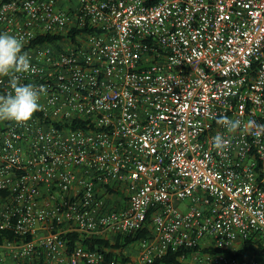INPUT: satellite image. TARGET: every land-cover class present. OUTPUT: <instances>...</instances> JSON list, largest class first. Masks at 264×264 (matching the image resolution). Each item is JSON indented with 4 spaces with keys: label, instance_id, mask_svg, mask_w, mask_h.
Listing matches in <instances>:
<instances>
[{
    "label": "built area",
    "instance_id": "2783aa9c",
    "mask_svg": "<svg viewBox=\"0 0 264 264\" xmlns=\"http://www.w3.org/2000/svg\"><path fill=\"white\" fill-rule=\"evenodd\" d=\"M4 32L46 92L27 123L0 121V234L18 239L0 264H264L247 126L264 124V0H0Z\"/></svg>",
    "mask_w": 264,
    "mask_h": 264
},
{
    "label": "clouds",
    "instance_id": "9594fccd",
    "mask_svg": "<svg viewBox=\"0 0 264 264\" xmlns=\"http://www.w3.org/2000/svg\"><path fill=\"white\" fill-rule=\"evenodd\" d=\"M34 72L30 64V57L23 52L20 38L7 32L0 33V77L9 78L11 91L0 94V121H14L17 124L27 123L37 111L42 110L41 94L46 92L44 85L24 84L20 82V75ZM216 123L227 130L236 133L242 126L240 119H230L221 115ZM248 128L255 129L256 135L264 133V124H257L252 120ZM213 147L219 155H225V150L231 145V140L221 133L213 138Z\"/></svg>",
    "mask_w": 264,
    "mask_h": 264
},
{
    "label": "trees",
    "instance_id": "16d2710c",
    "mask_svg": "<svg viewBox=\"0 0 264 264\" xmlns=\"http://www.w3.org/2000/svg\"><path fill=\"white\" fill-rule=\"evenodd\" d=\"M4 238H8L10 239L11 241H18L17 238H15L13 236V234L11 233H7V232H3L0 234V242H2V240ZM73 238H75V236H73ZM132 242V240H127L126 242L124 243H120L119 241L116 242V244L114 245V248L115 249H118V248H124L126 247L128 244H130ZM83 245L88 248V249H95L96 246L99 247V249L103 250L105 247H108L109 246V243L108 242H103V241H99V240H93V241H85L83 243ZM197 249H194L193 251H195ZM183 252H177V253H174V254H169L168 256H165L163 258H159L157 259V261L155 262V264H174L177 262V259L181 256ZM109 258H113L114 255L113 254H110L108 256Z\"/></svg>",
    "mask_w": 264,
    "mask_h": 264
},
{
    "label": "rangeland",
    "instance_id": "374dc122",
    "mask_svg": "<svg viewBox=\"0 0 264 264\" xmlns=\"http://www.w3.org/2000/svg\"><path fill=\"white\" fill-rule=\"evenodd\" d=\"M184 209H185V205H182V208H181V210H182V211H184Z\"/></svg>",
    "mask_w": 264,
    "mask_h": 264
}]
</instances>
